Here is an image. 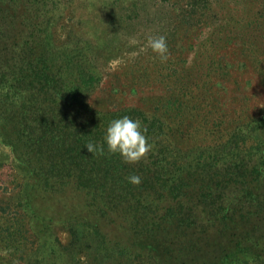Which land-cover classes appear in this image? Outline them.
I'll return each mask as SVG.
<instances>
[{"label":"trees","instance_id":"1","mask_svg":"<svg viewBox=\"0 0 264 264\" xmlns=\"http://www.w3.org/2000/svg\"><path fill=\"white\" fill-rule=\"evenodd\" d=\"M155 1L162 6L158 24H165L168 50H178L180 40L187 43L181 49L197 47L202 55L224 57L220 51L234 49L232 38H237L261 55L253 35L264 42V0ZM120 2L130 3V11L139 15L138 1L103 0L106 17ZM57 3L0 0V150L23 180L16 206L34 244L27 252L19 223L0 229V264H69L52 222L78 206L98 217L83 224L104 242L105 221L126 231L127 245L114 242L126 255L143 254L157 264L167 251L172 264H264V111L224 134L217 130V138H209L213 121L201 123V138L182 144L164 114L139 107L95 109L86 95L94 89L92 70L58 46L56 52H43L54 47L47 36H35L42 18L55 19ZM8 22L20 27L28 22L32 40L25 36L22 46L10 48ZM19 36L13 30L11 37ZM172 101L177 99H164V109H171ZM125 115L141 122L152 144L132 164L104 144L110 121ZM88 143L103 145V154L90 153ZM132 175L140 184L128 180ZM159 246L165 248L160 255Z\"/></svg>","mask_w":264,"mask_h":264},{"label":"rangeland","instance_id":"2","mask_svg":"<svg viewBox=\"0 0 264 264\" xmlns=\"http://www.w3.org/2000/svg\"><path fill=\"white\" fill-rule=\"evenodd\" d=\"M133 1L139 3L138 16L135 17L134 9L130 11L129 8H133L130 3L120 2L112 4L106 17L100 6L103 0H59L54 11L57 14L55 19L42 18L40 21L45 23L36 26L35 36L41 35L42 39L47 36L54 47L43 48V52H56L55 46H58L59 52L79 58L80 64L92 70L94 89L86 94L92 107L98 110L139 107L164 114L172 125V135L182 144L201 138H198L199 131L203 130L201 123L208 125L213 121L216 125L212 126L214 132L211 131L213 135L209 138H217V130H223L224 134L225 129L264 111V64L255 61L256 58L264 60L263 38L253 35V41L261 43L258 51L261 55L250 53L249 48L244 47L246 44L232 38L234 49H223L220 53L224 57L214 54L216 58L207 53L200 54L197 47L181 49L187 43L176 40L179 49L168 50V59L161 61L157 53L145 47L150 36H163L165 24L164 27L158 24L162 6L155 0H130ZM153 3L159 7L151 8ZM28 26V22L21 27L20 24L7 23V45L10 48L22 46L25 36L28 40ZM13 30L21 34L16 40L11 37ZM261 31L264 33V27ZM133 39L135 44L130 43ZM210 57L213 58L210 60ZM226 60L234 62L233 67L225 66ZM236 61H243L245 67L236 65ZM168 98L177 101H172L171 109L166 110L163 101ZM0 159H3L0 160V229L12 230L10 224L19 223L25 238L24 247L31 252L34 247L32 234L25 224L24 212L16 206L23 180L1 150ZM94 214L78 206L63 216L54 217L55 236L62 251L65 248L71 258L69 264H157L143 254H124L122 250L125 249L114 242L127 245L126 231L120 232L106 221L103 223L107 234L104 242L102 235L83 224L97 221ZM95 250L101 252L99 256ZM163 250L165 248L159 246V255ZM167 253L158 256L157 260L172 264ZM177 262L173 261V264Z\"/></svg>","mask_w":264,"mask_h":264},{"label":"clouds","instance_id":"3","mask_svg":"<svg viewBox=\"0 0 264 264\" xmlns=\"http://www.w3.org/2000/svg\"><path fill=\"white\" fill-rule=\"evenodd\" d=\"M130 43L135 44L136 41L133 39ZM147 45L159 55L161 61L168 59V46L164 36H150ZM145 131L141 122L137 119L127 115L115 118L110 121L105 130L104 144H106L109 153H118L125 163H136L152 149V144L148 142ZM86 147L92 154L97 152L103 154L104 152V147L101 144L88 143ZM128 180L136 185L141 182L138 175H132L128 177ZM4 254L7 255V252Z\"/></svg>","mask_w":264,"mask_h":264}]
</instances>
